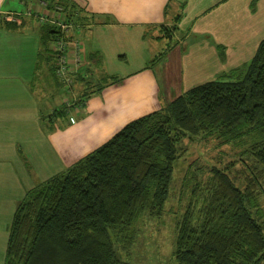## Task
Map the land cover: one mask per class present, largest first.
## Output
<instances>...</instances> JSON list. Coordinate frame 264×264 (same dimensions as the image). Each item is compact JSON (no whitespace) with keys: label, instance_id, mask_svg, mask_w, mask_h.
<instances>
[{"label":"trees","instance_id":"1","mask_svg":"<svg viewBox=\"0 0 264 264\" xmlns=\"http://www.w3.org/2000/svg\"><path fill=\"white\" fill-rule=\"evenodd\" d=\"M47 3L52 10L63 6L65 19L74 20L68 0ZM176 29L162 26V37ZM42 30L39 56L53 58L49 45L59 31L50 24ZM185 139L214 146L212 155L199 153L190 163L206 177L194 176L176 223L177 264H264V39L245 66L132 120L27 190L9 228L4 264H134L117 244L134 243L144 213H164Z\"/></svg>","mask_w":264,"mask_h":264},{"label":"crops","instance_id":"2","mask_svg":"<svg viewBox=\"0 0 264 264\" xmlns=\"http://www.w3.org/2000/svg\"><path fill=\"white\" fill-rule=\"evenodd\" d=\"M47 1L51 0H0L3 241L8 240L14 212L26 191L62 172L40 162L46 145L44 118L61 121V117L53 116L63 106L56 102L53 85L69 84L73 91L74 82L78 85L93 73V64L99 65V71L110 63L112 73L106 69L101 78L102 83L106 82L103 91L122 92L123 103L130 110L153 107V112L191 87L245 66L264 39V0H68L72 6L67 13L74 17V25L68 32L67 71L61 76L57 73L56 41L52 46L53 58L39 56L44 49L42 26L50 23H42L37 14L55 10L49 9ZM30 11L32 14H28ZM59 15L64 16L65 12ZM9 20L18 22V26L8 27ZM174 24L178 29L173 30L172 37L177 42L149 65L152 44L164 38L162 26L172 28ZM109 78H117L120 83H108ZM64 105L68 109L72 104L66 101ZM89 107L88 101L80 102L71 110L88 113ZM64 125L71 126L72 122L66 120ZM55 159L61 160V154ZM3 255L0 264H4Z\"/></svg>","mask_w":264,"mask_h":264},{"label":"rangeland","instance_id":"3","mask_svg":"<svg viewBox=\"0 0 264 264\" xmlns=\"http://www.w3.org/2000/svg\"><path fill=\"white\" fill-rule=\"evenodd\" d=\"M82 39L83 37L81 36ZM176 42L175 37H164L156 41L155 44H152L150 52L151 59H147L148 64L150 65L155 59L162 58L166 54L167 49ZM53 44L54 40L50 43L49 47L52 48ZM220 50L222 53V49ZM82 51L84 52V48ZM82 55L84 57L83 53ZM146 57L147 50L144 53V58L146 59ZM119 59L121 60V58ZM92 60L93 62L95 61V59ZM98 63L100 64L101 61L99 60ZM112 65L107 63L105 67H100V70L97 71L96 67L99 65L96 66L93 64L91 68L93 73H90V76L85 80H80L78 85L74 82L73 87L76 89L73 91L70 90L69 84L53 85L52 88L55 91L56 102L63 103V106L58 108L60 111L53 114V116L55 118L61 117V121L53 120L51 122L49 121L50 117L44 118L45 124H43V127L45 129L46 145L42 152L43 155L41 158L43 162L40 160L41 164L43 163L47 167L53 166L60 168L61 171H64L70 164L76 163L82 157L111 139L129 122L155 109L150 107L146 110H130L128 105L123 103L124 97L122 92L118 93L115 90L103 91L106 87V82L102 83L101 78L105 76L107 71L112 73ZM118 72L121 73L122 71ZM107 75L111 77V75ZM109 79L111 82L108 81V83H114L113 81H116V84L120 83V80H117V78ZM59 88L61 92H58ZM45 99L48 101L49 97L46 96ZM66 101L72 104L68 109L64 108L66 106L64 102ZM87 101L90 103L88 113H84L86 110L76 111L75 113L72 111L76 104L79 105L80 102L86 103ZM84 114L88 117L86 120H84ZM70 115L73 116L70 117ZM66 120H70L72 125H64ZM80 141H83V143ZM198 141L200 140L196 139L192 141L185 139L182 143L184 155L176 164L174 174L175 183L171 188L170 196L162 216L154 217L148 213H144L134 226V243L127 248L123 247L122 243L117 244V247H119L118 250L124 259L134 264H177L173 256L176 223L187 208L191 197L190 194L192 193L191 188L195 182L194 176L197 175V178L201 177L202 179L206 177L204 173L198 172L190 166V163L195 162L193 160L197 158L199 153L212 155L209 148H213L214 146L211 141H200L199 143ZM60 154L61 160L55 159ZM261 206L264 211V196L261 201ZM7 227L9 228V226ZM6 243V240H0V255L5 253Z\"/></svg>","mask_w":264,"mask_h":264},{"label":"built area","instance_id":"4","mask_svg":"<svg viewBox=\"0 0 264 264\" xmlns=\"http://www.w3.org/2000/svg\"><path fill=\"white\" fill-rule=\"evenodd\" d=\"M59 13L64 14L63 6H56L55 10L52 13H38L37 16L39 17L42 23L53 24L56 27L57 31H59V35L55 43V51L56 55L58 54L59 60V67L57 69V73L62 76L67 71L66 46L69 37L68 32L74 24L72 21L66 20L65 16L59 15ZM28 14H32V11L28 12Z\"/></svg>","mask_w":264,"mask_h":264}]
</instances>
